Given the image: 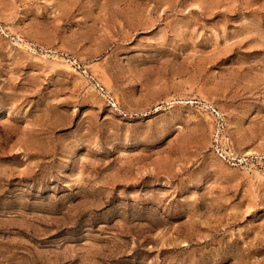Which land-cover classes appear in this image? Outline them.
<instances>
[{
  "label": "rangeland",
  "instance_id": "1",
  "mask_svg": "<svg viewBox=\"0 0 264 264\" xmlns=\"http://www.w3.org/2000/svg\"><path fill=\"white\" fill-rule=\"evenodd\" d=\"M0 264H264V0H0Z\"/></svg>",
  "mask_w": 264,
  "mask_h": 264
}]
</instances>
